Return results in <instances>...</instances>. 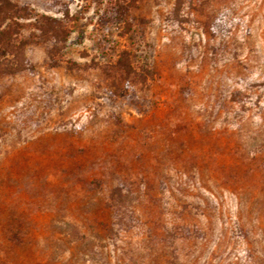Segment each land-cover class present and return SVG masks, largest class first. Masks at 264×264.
<instances>
[{
  "label": "rangeland",
  "instance_id": "rangeland-1",
  "mask_svg": "<svg viewBox=\"0 0 264 264\" xmlns=\"http://www.w3.org/2000/svg\"><path fill=\"white\" fill-rule=\"evenodd\" d=\"M12 1L0 264H264V0Z\"/></svg>",
  "mask_w": 264,
  "mask_h": 264
},
{
  "label": "trees",
  "instance_id": "trees-1",
  "mask_svg": "<svg viewBox=\"0 0 264 264\" xmlns=\"http://www.w3.org/2000/svg\"><path fill=\"white\" fill-rule=\"evenodd\" d=\"M27 11L26 6H17L12 0H0V56H3V58L11 56L13 58L12 60H5L6 64L0 63V74L10 76L23 72L32 73L34 71L32 61L24 57L22 49L16 43L19 42L18 32L13 27L17 19L27 18ZM44 19L50 26L49 31L44 30L45 33L49 34L50 32L52 35H57L59 33L57 30L61 29V22L49 16H44ZM137 222L134 212L128 209L123 219V224L135 226Z\"/></svg>",
  "mask_w": 264,
  "mask_h": 264
}]
</instances>
